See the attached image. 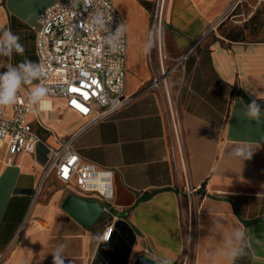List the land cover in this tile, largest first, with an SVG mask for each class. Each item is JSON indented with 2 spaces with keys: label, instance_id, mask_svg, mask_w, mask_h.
Returning a JSON list of instances; mask_svg holds the SVG:
<instances>
[{
  "label": "crops",
  "instance_id": "crops-1",
  "mask_svg": "<svg viewBox=\"0 0 264 264\" xmlns=\"http://www.w3.org/2000/svg\"><path fill=\"white\" fill-rule=\"evenodd\" d=\"M54 1L0 0V33L11 30L25 49L0 56V73L22 62L39 64L38 17ZM112 2L126 26L125 92L132 101L88 127L87 118L49 96L27 117L48 145L74 137L83 159L112 168L114 198L108 204L84 196L54 176L37 192L45 147L8 163L0 146V264H53V252L63 264H135L141 256L160 264H264V118L245 115L252 99L264 113V39L211 35L240 0H167L170 55L198 40L174 106L171 92L143 91L154 72L143 47L156 0ZM36 83L22 85L18 96ZM0 108L10 115V105ZM172 108L181 123L189 184L201 186L190 201L174 151ZM71 195L96 200L103 211L87 224L64 208ZM237 229L249 233L242 245L233 236ZM229 241L244 248L235 261L226 257Z\"/></svg>",
  "mask_w": 264,
  "mask_h": 264
},
{
  "label": "built area",
  "instance_id": "built-area-1",
  "mask_svg": "<svg viewBox=\"0 0 264 264\" xmlns=\"http://www.w3.org/2000/svg\"><path fill=\"white\" fill-rule=\"evenodd\" d=\"M166 2L156 0L152 10L150 42L154 45L149 52V62L154 72L143 91L164 89L168 95L175 85L176 75L182 74L180 77L184 80L187 60L198 40L182 54L170 55L166 42ZM233 7L212 29L225 20ZM122 23L124 20L112 0H91L90 3L85 0H55L38 17L36 52L41 73L38 83L47 89L46 96L64 100L69 110L87 118L85 127L110 116L134 97L125 92L126 28L117 47L109 44ZM73 88L78 92L72 91ZM80 92L87 93V99ZM30 93L17 97L16 103L10 105V115H6V108H0V146L6 147L7 162L11 163L18 154L35 153L42 144L46 159L37 192L49 177L54 176L64 185H74L84 196L97 195L110 204L115 194L113 169L83 159L74 149V137L59 147L45 143L27 117L36 106V103H30ZM73 101H77L79 106ZM172 136L190 201L199 194L201 186L189 184L182 129L180 123L177 125L174 109ZM178 190L182 193L181 188ZM199 208H196L197 212ZM109 232L106 231L103 237H108Z\"/></svg>",
  "mask_w": 264,
  "mask_h": 264
},
{
  "label": "clouds",
  "instance_id": "clouds-1",
  "mask_svg": "<svg viewBox=\"0 0 264 264\" xmlns=\"http://www.w3.org/2000/svg\"><path fill=\"white\" fill-rule=\"evenodd\" d=\"M86 3H90L91 0H85ZM126 26L122 23L120 24L109 44L113 48L117 47V42L123 35ZM154 45V42H145L143 51L145 54L149 53ZM24 46L20 43V38L18 35L13 33L11 30H5L0 33V56L9 55L13 51L19 54H23ZM41 78L40 65L38 63H33L32 61L22 62L17 66H8L7 71L0 73V107H6L15 104L18 97L19 89L24 84H33L37 82L36 86L30 93V103H36L43 99L47 95V89L41 86L38 81ZM245 115L250 121L259 122L264 118V113H262L261 105L252 99L246 104ZM235 241L242 245L246 238L249 236L247 229L240 230L237 229L233 233ZM232 246L231 241H229V251L226 253V257H230L233 261L241 255L244 254V248L241 246ZM53 264H63V259L61 255L57 252H53ZM159 264V262H155ZM171 264V262H167Z\"/></svg>",
  "mask_w": 264,
  "mask_h": 264
},
{
  "label": "rangeland",
  "instance_id": "rangeland-1",
  "mask_svg": "<svg viewBox=\"0 0 264 264\" xmlns=\"http://www.w3.org/2000/svg\"><path fill=\"white\" fill-rule=\"evenodd\" d=\"M240 29H244L245 38L250 40L264 39V0H240L237 7L211 32V35L215 36L216 33H219L225 36L229 31L238 33ZM187 71L188 65L186 66L185 77ZM180 76L182 74L174 77L175 85L171 89L174 106L186 83V79L184 78L185 81H182Z\"/></svg>",
  "mask_w": 264,
  "mask_h": 264
},
{
  "label": "water",
  "instance_id": "water-1",
  "mask_svg": "<svg viewBox=\"0 0 264 264\" xmlns=\"http://www.w3.org/2000/svg\"><path fill=\"white\" fill-rule=\"evenodd\" d=\"M64 208L83 222L91 223L103 211L102 203L96 200L83 199L76 196L67 197ZM153 259L141 256L135 264H155ZM160 264V263H159Z\"/></svg>",
  "mask_w": 264,
  "mask_h": 264
},
{
  "label": "trees",
  "instance_id": "trees-1",
  "mask_svg": "<svg viewBox=\"0 0 264 264\" xmlns=\"http://www.w3.org/2000/svg\"><path fill=\"white\" fill-rule=\"evenodd\" d=\"M244 29H240L238 33L235 31H229L225 37H227L230 40H245V33L243 32Z\"/></svg>",
  "mask_w": 264,
  "mask_h": 264
},
{
  "label": "snow or ice",
  "instance_id": "snow-or-ice-1",
  "mask_svg": "<svg viewBox=\"0 0 264 264\" xmlns=\"http://www.w3.org/2000/svg\"><path fill=\"white\" fill-rule=\"evenodd\" d=\"M72 91H74V92H78V89L73 88ZM79 94H80V95H83L84 98L87 99V93L80 92ZM73 104L79 106L77 101H73Z\"/></svg>",
  "mask_w": 264,
  "mask_h": 264
},
{
  "label": "bare ground",
  "instance_id": "bare-ground-1",
  "mask_svg": "<svg viewBox=\"0 0 264 264\" xmlns=\"http://www.w3.org/2000/svg\"><path fill=\"white\" fill-rule=\"evenodd\" d=\"M170 94V93H169ZM170 100H171V97H170ZM175 119H176V122H177V125H179L180 123V119H179V115L177 113V111H175ZM181 124V123H180Z\"/></svg>",
  "mask_w": 264,
  "mask_h": 264
}]
</instances>
